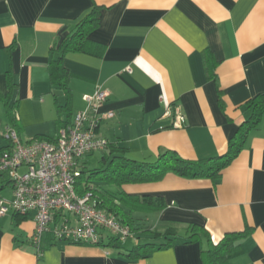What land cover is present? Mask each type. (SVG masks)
Returning <instances> with one entry per match:
<instances>
[{"label":"crops","instance_id":"crops-1","mask_svg":"<svg viewBox=\"0 0 264 264\" xmlns=\"http://www.w3.org/2000/svg\"><path fill=\"white\" fill-rule=\"evenodd\" d=\"M94 6H100L98 25L88 38L95 45L64 55L69 103L59 111L66 95L50 84L47 66L57 56L51 47ZM97 87L108 92L98 111L114 113L100 122L98 135L126 148L129 157L153 161L166 150L189 160L223 155L249 116L246 101L264 92V0H0V151L6 99L16 100L23 139L55 137L58 121H71ZM174 112L184 116L183 126H173ZM6 179L0 174V197L9 201L13 189ZM122 188L160 196L164 204L132 213L133 226L141 229L138 241L117 248L106 245L107 233L101 245L46 235L38 249L30 238L33 213L19 220L9 211L0 216V264H202L208 237L216 242L247 229L242 253L229 264H264V120L216 183L166 173ZM190 224L206 234L185 244ZM146 230L176 233L173 245L129 260L126 253L141 239L165 242Z\"/></svg>","mask_w":264,"mask_h":264},{"label":"trees","instance_id":"trees-1","mask_svg":"<svg viewBox=\"0 0 264 264\" xmlns=\"http://www.w3.org/2000/svg\"><path fill=\"white\" fill-rule=\"evenodd\" d=\"M99 11L100 6H94L85 17L70 28L67 36L57 46L53 45L51 47V53L57 52V56L55 58L51 56L48 62L50 84L51 87L60 88L66 95L65 104L57 105L59 111L68 109L69 103L68 72L63 67V57L67 52H89L91 46L94 48L95 43L88 38V32L98 25ZM10 48H12L11 45L7 47V49ZM209 59L211 60L212 57L207 52L204 56V65L207 77L211 78L214 74V63H211ZM8 76L7 84L10 87L15 83ZM245 105L249 110V116L238 126L235 134L228 141L227 152L223 155L207 159L189 160L181 157L175 151L166 150L158 154L153 161H142L129 157L126 148L119 146L116 141L107 139L108 144L104 150L99 151L101 156L95 167L88 168L84 161H81L79 176L75 177L76 192L83 194L90 191L92 200L98 208L113 215L119 222L130 228L132 237L127 240L138 241L137 232L141 229L133 226L132 213L155 211L163 208L164 204L160 196L130 195L123 190L122 186L125 184L156 182L161 180L166 173H173L184 178H208L216 183L221 171L229 165L241 150L249 131L258 128L264 120V92L247 100ZM5 114L8 120L7 126L14 128L20 134L16 100L11 102L5 100ZM70 122L60 124L59 120L58 129ZM54 138L41 135L33 137V139L47 140ZM6 178V181L11 184L10 179L7 176ZM14 215L19 220L21 216H25L17 213H14ZM187 229V235L184 236L183 241L185 244L195 242L201 234H206L205 230L196 224H190ZM144 232L150 233L152 239L155 240L164 237L165 242L156 244L152 241H145L136 244L126 253L129 260L143 258L155 250L171 247L176 236V233H161L155 230ZM247 232L248 229L241 232H228L216 242L208 237L207 245L200 250L202 264H229L232 258L242 253L240 241ZM103 233L106 232H102V238L95 245L103 243ZM105 238L106 245L118 248L122 244L110 234Z\"/></svg>","mask_w":264,"mask_h":264},{"label":"built area","instance_id":"built-area-1","mask_svg":"<svg viewBox=\"0 0 264 264\" xmlns=\"http://www.w3.org/2000/svg\"><path fill=\"white\" fill-rule=\"evenodd\" d=\"M107 97L100 87L85 96L86 107L60 127L52 140H22L10 126L1 133L6 145L0 151V174L10 179L13 198L0 197V216L9 211L33 213L35 229L30 238L38 249L46 235L54 241L91 244L99 243L102 232L122 243L132 237L127 225L96 206L90 191L79 194L75 189L82 159L108 144L97 132L103 119L114 116L112 111H98ZM167 110L171 112L170 107ZM173 118V126L184 125L179 112Z\"/></svg>","mask_w":264,"mask_h":264},{"label":"rangeland","instance_id":"rangeland-1","mask_svg":"<svg viewBox=\"0 0 264 264\" xmlns=\"http://www.w3.org/2000/svg\"><path fill=\"white\" fill-rule=\"evenodd\" d=\"M20 136H21V134H19ZM21 138H22V140H25V139H23V137L21 136ZM3 140V139H2ZM4 141H6V140H4ZM100 156H101V154H100V152L98 151V152H94L93 154H91L90 156H87L86 158H84V160H82V161H84V163H85V165L88 167V168H92V167H95L96 165H97V160L100 158ZM5 176V175H4ZM6 177V176H5ZM140 240V239H139ZM128 241H130V240H128ZM145 241H147V240H145V239H141L140 240V243H144ZM122 247H123V245H122Z\"/></svg>","mask_w":264,"mask_h":264}]
</instances>
